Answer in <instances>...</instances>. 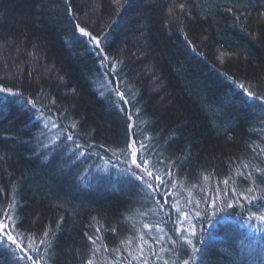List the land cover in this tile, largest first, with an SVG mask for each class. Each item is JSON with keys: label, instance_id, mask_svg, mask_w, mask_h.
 <instances>
[{"label": "trees", "instance_id": "1", "mask_svg": "<svg viewBox=\"0 0 264 264\" xmlns=\"http://www.w3.org/2000/svg\"><path fill=\"white\" fill-rule=\"evenodd\" d=\"M241 84L264 95V0H0L21 247L0 239L39 264H264V106Z\"/></svg>", "mask_w": 264, "mask_h": 264}, {"label": "snow or ice", "instance_id": "2", "mask_svg": "<svg viewBox=\"0 0 264 264\" xmlns=\"http://www.w3.org/2000/svg\"><path fill=\"white\" fill-rule=\"evenodd\" d=\"M181 7H183V6H181ZM77 28H78V30H79L84 36H89V33L86 32L84 28L80 27L79 25H77ZM90 39H95V37H90ZM97 47H99V42H97ZM239 87L243 89L244 94H245L246 97H247V100L245 101V103H248V101H255V102H259V106H264V95H257V94H254L253 92L249 91L248 88H245L244 85H242V84L239 85ZM27 103H28V104H32V106L35 107V105L33 104L32 101L29 100ZM125 103H127V101H125ZM53 126H55V125H53ZM131 127H132V126L129 125V128H130V129H131ZM68 139L71 140L72 137L69 136ZM128 147L131 148L132 145L129 144ZM140 147H141L142 149H146L147 146L144 145L143 143H141V144H140ZM81 155H83V153H81ZM133 157H134V158H133V160H132V163H133L134 165H136L137 168H140L141 165H140L139 163H137V153H136V151H133ZM143 163H144V164H147L148 161L145 160V161H143ZM131 175H132L135 179L143 181V177L140 176V175H137V173H136L135 171H132V172H131ZM148 175L151 176L152 173H151V172H148ZM157 179H159V177H157ZM143 182H144V183H147V181H143ZM148 187H152V185L149 184ZM249 191H251V189H249ZM252 199H255V198L253 197ZM228 206L231 207L232 205H228ZM9 207H10V208H14L15 205H14V204H10ZM197 215H199V214H197ZM4 216H5V218L8 219V220H12V216L9 214L8 209H5V210H4ZM250 218H251V217H250ZM255 218H256V219H259V220H261V221H264V214L258 215V216H256ZM13 223H15V221H13ZM8 228H9V225H8L7 223L0 222V237H5L6 240H7L8 242H10V244L15 245L17 249H20L21 246L17 243V241H16V239L14 238V236L11 235V234L8 232ZM45 235L47 236V233H45ZM189 235L192 236V237H195V236H196V232H195L194 227H193V229L190 231ZM89 239H91V237H89ZM42 243H43V241H42ZM185 243H186L187 245H192L194 251H199V249H196V248H195V245H194L192 239L185 238ZM21 251H23V250L21 249ZM5 253H7L8 256L10 257V264H21V261L24 260L25 258H26L27 260H29V261H33V264H39L38 261H34V260H33V257H32V256H28L26 253H25V255L17 256L14 250H12V251L9 250L8 245L5 244V240H4V239H0V255H3V254H5ZM88 264H93V261L89 260V261H88ZM183 264H189V260H184V261H183Z\"/></svg>", "mask_w": 264, "mask_h": 264}, {"label": "rangeland", "instance_id": "3", "mask_svg": "<svg viewBox=\"0 0 264 264\" xmlns=\"http://www.w3.org/2000/svg\"><path fill=\"white\" fill-rule=\"evenodd\" d=\"M133 158H134V157H133V154H132V160H133ZM133 165H134V164H133ZM134 168L137 169L136 171H137V172L139 173V175H141L144 179H146V180L149 179L150 176L148 175V171L146 170L145 167L142 166V167H140V168H137L136 165H134ZM32 264H33V263H32Z\"/></svg>", "mask_w": 264, "mask_h": 264}]
</instances>
